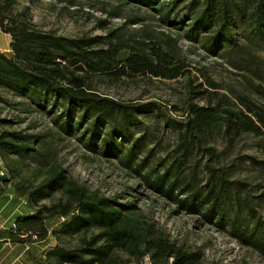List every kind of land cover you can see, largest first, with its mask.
<instances>
[{"label":"trees","instance_id":"trees-1","mask_svg":"<svg viewBox=\"0 0 264 264\" xmlns=\"http://www.w3.org/2000/svg\"><path fill=\"white\" fill-rule=\"evenodd\" d=\"M122 1L156 13L170 32L161 38L122 29L63 37L39 30L27 11L14 13L15 0H3L0 31L11 36L12 55L0 51V89L48 115L62 140L76 138L88 152L116 160L178 212L199 217L264 258V216L257 199L246 182L233 178L232 167L220 164L214 145L219 132L230 147L245 135L264 136V59L258 53L264 47V0ZM175 5L181 7L177 12ZM181 41L224 60L247 85L224 89L208 80L212 90L196 93L205 104L189 103L181 120L161 118L175 139L168 150L158 151L162 140L148 138L141 119L160 108L109 98L96 92L97 85L142 76L183 77L189 69L180 58ZM48 144L40 135L0 133V156L31 158L43 177L38 186L25 178L15 185L17 197L26 198L36 213L17 219L10 231L14 245L35 244L31 235H21H35L40 242L51 234L56 245L44 264H144L147 259L150 264H206L200 250L171 241L133 204L98 197L79 185L53 159ZM258 164L264 169V161ZM8 169L13 178L21 176L17 166L8 164ZM8 179L0 177V193ZM55 195H60L57 202L44 203ZM55 218L60 226L50 230L48 222ZM70 238L77 240L74 247L66 245Z\"/></svg>","mask_w":264,"mask_h":264},{"label":"rangeland","instance_id":"rangeland-1","mask_svg":"<svg viewBox=\"0 0 264 264\" xmlns=\"http://www.w3.org/2000/svg\"><path fill=\"white\" fill-rule=\"evenodd\" d=\"M2 2L0 0V4ZM170 2L175 1L167 0V3ZM13 6L15 14L27 11L39 30L53 31L63 37L105 35L110 30L122 29L123 33L129 35L145 36L149 33L155 38H161L163 32H170L161 26L156 13L126 4L122 0H15ZM180 8L175 5V12ZM113 10H116L119 17L113 15ZM135 17L141 20L139 24L130 22ZM146 25L149 26L147 32L143 31ZM5 37L9 36L0 32V48L6 44ZM179 46L182 48L180 58L188 65L189 72L177 80L142 76L127 78L118 83L104 81L97 85L96 92L109 98L141 104L153 102L160 108L159 114L152 113L141 119L142 130H146L148 138L162 140V146L157 147L158 151L162 147L168 150L175 139L173 133L164 128L161 118L181 120L186 116L189 103L205 104L206 101L196 93L212 90L208 80L224 89H242L247 85L244 75L235 71L224 60L211 57L202 47L191 45L187 41H181ZM258 53L264 59V47H260ZM6 54L11 56L12 52ZM256 83L260 82L256 80ZM29 104L27 100L0 89V121L6 122L0 123V133L17 131L40 135L48 141L53 159H57L79 185L85 186L98 197L133 204L139 214L157 228H162L171 241L190 251L200 250L206 264H264L262 256L234 241L227 233L205 225L197 216L178 212L174 205L140 184V180L123 169L116 160L88 152L76 138L62 140L48 115L36 111ZM214 145L221 155L220 164L232 167L233 178L248 184L249 190L257 199L258 209L264 216V169L258 164L264 161V136L245 135L230 147L219 132L215 134ZM8 164L17 166L21 176L13 178ZM0 170L9 176L5 191L9 189L16 196L18 193L15 185L22 183L24 178L33 186H38L43 179L42 176H37V164L31 158L21 161L14 156L7 160L0 156ZM59 198L60 195H55L53 199L44 200V203L52 205ZM29 205L32 206L31 203ZM48 225L50 228H59V218L49 221ZM76 242L75 238H70L66 245L74 247ZM130 264L137 263L132 260ZM144 264H150L149 259Z\"/></svg>","mask_w":264,"mask_h":264},{"label":"crops","instance_id":"crops-1","mask_svg":"<svg viewBox=\"0 0 264 264\" xmlns=\"http://www.w3.org/2000/svg\"><path fill=\"white\" fill-rule=\"evenodd\" d=\"M1 32V31H0ZM6 44L0 48L2 53H11L10 50L12 38L5 37ZM36 210L29 204H23L21 199L14 195L11 190L0 193V248H3L5 242L10 240L12 225L17 219L24 218L31 214H35ZM52 227L50 228V230ZM56 241L53 236L46 240L32 244L30 250H26L20 244L9 248H4L0 254V262L4 264H44L47 252L55 248Z\"/></svg>","mask_w":264,"mask_h":264},{"label":"built area","instance_id":"built-area-1","mask_svg":"<svg viewBox=\"0 0 264 264\" xmlns=\"http://www.w3.org/2000/svg\"><path fill=\"white\" fill-rule=\"evenodd\" d=\"M7 176V173L6 172H4L3 170H0V177H6ZM1 186H0V191H1ZM21 202L23 203V204H29V202L27 201V199L26 198H24V199H21ZM65 221V219H61V222H64ZM15 229H16V224H13L12 225V230H14L15 231ZM31 235V237H32V239H33V243H38V237L37 236H35V235H32V234H25V235H21L20 237L21 238H26V237H28V236H30ZM31 245L32 244H29V243H27V244H25V249L26 250H30L31 249ZM13 246V242H12V240L10 239V240H8V241H6L5 242V245H4V247L3 248H0V254L2 253V251H3V249L4 248H11ZM0 264H4V263H2V262H0Z\"/></svg>","mask_w":264,"mask_h":264}]
</instances>
